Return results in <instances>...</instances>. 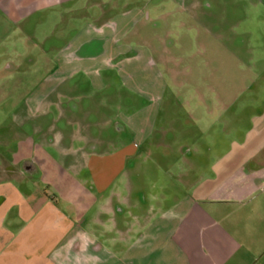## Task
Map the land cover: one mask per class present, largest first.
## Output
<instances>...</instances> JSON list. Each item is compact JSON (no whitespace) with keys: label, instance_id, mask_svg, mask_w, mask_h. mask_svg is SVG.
Wrapping results in <instances>:
<instances>
[{"label":"crops","instance_id":"crops-1","mask_svg":"<svg viewBox=\"0 0 264 264\" xmlns=\"http://www.w3.org/2000/svg\"><path fill=\"white\" fill-rule=\"evenodd\" d=\"M201 4L0 0V264H264V109L231 108L264 84V0L207 29V93H168L157 29Z\"/></svg>","mask_w":264,"mask_h":264},{"label":"rangeland","instance_id":"rangeland-1","mask_svg":"<svg viewBox=\"0 0 264 264\" xmlns=\"http://www.w3.org/2000/svg\"><path fill=\"white\" fill-rule=\"evenodd\" d=\"M201 2H211V7L213 11H207L204 9L207 5L201 4L196 11L193 10L191 6H187L184 12L174 13L170 18L164 20L162 24L159 25L157 32L160 34L157 37V47L155 50V55L158 59L164 61L168 65V70L174 76V80L169 79L168 93H179L185 94L187 97H193L196 94L198 87H201L202 91L206 92L208 82H205L209 77V72H211L206 67H199L204 65L206 60L213 54L216 58L224 60L223 53H212L204 51L203 46L208 45L209 43H223L225 36L224 34H217V36H210L207 29L215 27L218 29H223L225 25V20L223 14L226 8V0H200ZM214 2V3H213ZM161 23V22H160ZM197 27L200 33V36H195L192 27ZM218 27V28H217ZM195 37V39H194ZM37 54V53H36ZM214 59V58H213ZM197 67H196V65ZM236 69H233L235 73ZM224 69L217 68V84L219 89L223 91L224 87L228 88L227 85H224L223 72ZM255 72V69H250V72ZM197 77V78H196ZM169 78V76H168ZM201 82L198 84L195 80ZM175 81L177 84H175ZM230 94L235 95L240 91V87L237 84L230 85ZM210 91V90H209ZM217 101V100H216ZM214 101V102H216ZM191 105H197L200 109H204L205 105L199 99H191L189 101ZM212 104V101H210ZM209 103V101H208ZM219 103V102H218ZM186 107V106H185ZM232 110H237L242 108L245 110V115L247 113L248 121L246 122L247 128L249 129L252 125H255L253 119L251 118L253 114H256L260 109H264V84L254 83L253 85H247V89L243 91V95L234 99L231 105ZM259 109V110H257ZM259 112H257L258 114ZM245 115L243 118H245ZM256 121V120H255ZM235 126V125H234ZM247 130L243 133H237L234 129L230 137L223 138L222 134H214L211 138L215 139L217 142L224 141L229 143L245 137ZM224 136V134H223ZM9 144L14 146L16 144V138H9ZM218 156L223 151L221 147L216 148ZM219 158V157H217ZM149 172V171H148Z\"/></svg>","mask_w":264,"mask_h":264}]
</instances>
